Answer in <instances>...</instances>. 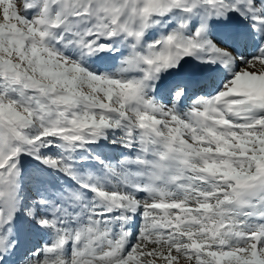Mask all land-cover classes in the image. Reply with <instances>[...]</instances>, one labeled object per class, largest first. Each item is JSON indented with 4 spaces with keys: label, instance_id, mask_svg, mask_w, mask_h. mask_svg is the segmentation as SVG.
I'll list each match as a JSON object with an SVG mask.
<instances>
[{
    "label": "snow or ice",
    "instance_id": "obj_1",
    "mask_svg": "<svg viewBox=\"0 0 264 264\" xmlns=\"http://www.w3.org/2000/svg\"><path fill=\"white\" fill-rule=\"evenodd\" d=\"M0 264H264V0H0Z\"/></svg>",
    "mask_w": 264,
    "mask_h": 264
}]
</instances>
